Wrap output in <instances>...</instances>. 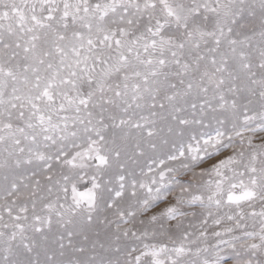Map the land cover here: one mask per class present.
Returning <instances> with one entry per match:
<instances>
[{
    "label": "snow or ice",
    "instance_id": "6c2138e0",
    "mask_svg": "<svg viewBox=\"0 0 264 264\" xmlns=\"http://www.w3.org/2000/svg\"><path fill=\"white\" fill-rule=\"evenodd\" d=\"M0 264H264V0H0Z\"/></svg>",
    "mask_w": 264,
    "mask_h": 264
}]
</instances>
